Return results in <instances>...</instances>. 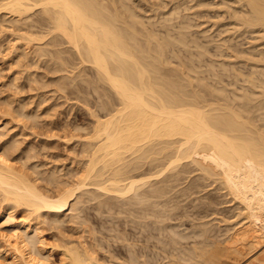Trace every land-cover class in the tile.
I'll list each match as a JSON object with an SVG mask.
<instances>
[{
  "label": "bare ground",
  "instance_id": "obj_1",
  "mask_svg": "<svg viewBox=\"0 0 264 264\" xmlns=\"http://www.w3.org/2000/svg\"><path fill=\"white\" fill-rule=\"evenodd\" d=\"M0 2V10H5V12L9 13L8 15L11 18L13 16L19 17L16 21L14 20L17 18H12L13 23L15 22L14 24H17L19 20V25H22L20 24V22L23 23L22 21H26L25 25L30 22L27 27H29V30H31L34 35L38 34V36L35 35L36 37L33 36V38L30 39L28 35L27 38L30 39V42H35L39 47L36 44L31 45L32 42L31 44L29 42L26 44L32 47L36 45L35 52H37L39 57L42 58L46 56V54L48 55L49 51L46 46L50 45L51 50L55 49L53 53H51V56L55 54L54 56H57L55 58L53 57L55 60L56 58H61L58 62L60 61L62 63V67H60V69L57 67V69L63 71L65 67L69 65V60L67 59H70V57L63 58L62 54L66 50L62 52L63 49L57 50L59 48L56 49L54 47H58L60 43L69 45L68 47L71 48L72 54H75L71 56H73V58L77 56L82 65L83 63L91 65L94 69L93 71L96 72L95 75H97L96 81L109 87L112 93H114L113 95H115L114 99L116 97V101L118 102V107L114 109V112L110 109L112 113L109 111V113L103 115L104 117L96 118V128L94 127V134L96 135L93 136V138L91 137V142L89 140L86 141L87 146L90 144L89 147H93V150L88 148V150H91L92 155L90 154V158L88 157L89 163L86 166L87 169L84 166L86 169L85 171H83L84 167H82L83 170H81L76 165L77 168H75L84 173L82 175L77 171L81 175V178L77 179L76 175V182L73 180V185L65 184L66 186L61 188L64 186V180H60L62 174L58 176V171L53 172V169L50 170V172L48 171L49 173H42L38 170L37 167L39 166H37L36 163H34V166L31 164L32 168H30L31 165L29 166L31 173L20 170L17 168V165L15 166V163H13L14 159L17 158L15 155L16 147L14 149V145L11 143L2 146L0 149V200L6 203L5 213L11 218L9 221L11 226L7 227V229L15 232L14 244L12 243L13 248L7 246L3 252L7 264H46L50 256L48 253L44 252L45 249L43 247V241L41 240V233H39L40 230H44L46 227L42 226L43 229H41L42 227L40 226L41 224L45 225L47 217L52 218L51 221L56 225V227L54 225L55 229L65 222L64 218H66V221L67 217L68 219L70 218V222L72 221L73 223L78 221L77 219L81 213H79V209H81V211L85 210V208H80V205L83 202L85 203V201L82 197L81 201L83 200V202L80 201L81 194H79L80 196L77 194L79 191L81 193L82 190H89L88 187H90V189L94 187L95 190L97 189L99 192L106 194V196H123L121 197L122 199L124 197L127 198L130 194L129 192H133V197L136 194L135 196L137 198L138 195L140 197L141 194L139 191L143 189L142 187L144 185L150 186L147 185V183H151V179H154L156 176L160 178L158 172L162 174L164 171L172 170L185 158L190 159L192 163L195 162L197 166L200 164V170L202 168L205 175L207 174L209 176L208 179L211 177V180H213L215 178L213 177L212 179V176H216V181L224 189L223 193H225L227 197L231 196L234 201H237V203L241 205L239 216H242L243 219L239 218L245 222L242 224V227L239 226L241 228H236V230L233 231L234 234L229 235V237L231 236V238L228 237L231 241L229 245L220 247V244H215L219 247L213 246V249L207 248L208 244H206V249H204L202 245L204 250L200 247L202 250L199 249L201 253H199L200 251L198 253L200 254L201 260L205 255V260L204 263L200 261L201 264H205V262L209 264L218 262V260H220L219 256L222 253H230L231 251L232 253L239 254V252H241L239 248H242L239 247V244L243 242H245L243 243L244 245L251 247L247 255H250L254 250H256V253L260 252L256 257L253 256V254L251 255L253 262L250 260V263L264 264V247L261 241L264 238V69L260 70L262 74L261 78H257L256 75L250 76L246 81L248 87L244 86L245 88L240 91L237 90V88L230 89V87L227 86L228 84H223V79L217 77V75H215L217 83L214 85H210L206 82L202 83L199 81L201 79L199 74L201 73L197 72V70H195V72L192 71L193 67L191 68V64L193 60L192 63L188 60L191 63L190 65H187L189 62L184 65L186 68L190 67V69H192L190 71L192 72L189 71L190 74H186L188 71L184 72L182 71L184 69H182L180 73L177 71L178 68H171L170 62L168 63L169 56L167 52L174 46V43H176L175 40L173 38L171 39L170 36L159 37L158 33L148 30L143 24L140 12L128 6L124 0H0ZM197 3V7H203L206 4L204 0H197ZM222 3L230 8H234L233 5H237L238 9L243 8V10L233 9L235 12L233 18L236 24L242 25L247 29L260 28L264 30V0H223L221 4ZM178 6L177 8H175V6L173 10L179 9ZM236 13L241 15H237ZM5 15L7 14L1 16ZM28 17L30 19L29 21ZM11 18H9V21H12ZM20 18H23V20ZM31 32H29V34ZM178 41L179 43H185L184 34L180 36ZM226 44L227 43L224 42L222 45L225 46ZM31 46L30 48H32ZM234 47L235 48L232 47V52L235 53L233 55L235 57L241 56V50L238 49L237 45ZM205 50L206 48H200V54L203 55L206 52ZM262 53L264 56V52ZM65 54L66 53H64V56ZM242 57L243 56L240 58ZM245 58L253 60L252 57ZM73 60H71V62ZM52 61L51 63L53 64L54 62ZM258 61L264 62V57ZM183 62H185V60H183ZM48 63L49 62H47V65ZM66 63H68L67 66ZM52 67L55 66L53 65ZM196 73L199 74L196 76ZM82 76H84V73ZM96 77L94 76L95 79ZM73 79L75 78L73 77ZM92 80L94 81V79ZM195 80L196 82L197 80L199 81L197 83L198 86L195 85L197 89L194 87ZM56 81L58 82V80ZM86 81L87 79L85 82H82L84 83L83 85H85ZM93 81L92 84L95 83ZM71 83H69V85ZM102 85H100V87ZM74 87L77 89V85ZM78 88L80 89V87ZM61 89L63 88L61 87ZM98 89L99 87H96V91ZM74 91L76 92V90ZM101 92L104 93L102 90ZM76 94L78 95V92ZM1 95L2 94H0V106L6 105L4 108H7V110L3 109L4 111L6 110V112L11 115L12 113L16 114V116L20 117L22 120L30 122L34 127L38 125V118L40 117H37V114L33 112L26 111L24 106L25 103H22L23 105L20 103L14 105L12 99V101L7 100L8 97H2ZM108 95H110V93ZM108 98H111V96L107 97V99ZM107 101L111 102V99ZM2 134L0 132V137L3 136ZM92 140L96 143H92ZM176 144L177 146H175ZM83 145L86 147L85 142ZM84 146L83 148L85 150L86 148ZM85 151H87V149ZM85 151V155H87V153L89 154V151ZM29 152L31 153V150ZM82 153L83 152H81V154ZM32 154L35 155L33 150ZM160 156H163V160H168H165L167 161L165 164L166 167H163V170L160 168V171L159 169L156 171V168V172L154 173L152 169H154L155 166L153 165H155L156 162L157 166H162L163 164V160L160 159ZM18 158H20V156ZM28 158L29 157H27V159ZM88 158H86V160ZM29 159L32 158L30 157ZM159 161L162 164H158ZM146 166L150 169L145 168ZM61 171L62 170L58 173H63ZM148 171H152L153 173H149ZM169 173H171V171ZM181 173L183 174V172ZM70 174L71 173H69V175ZM74 174H77L76 170ZM207 175L206 177H208ZM67 178L68 180L73 178L72 174L70 178L68 176ZM68 180L66 181L67 183L70 182ZM160 182L159 180V183ZM163 182L165 181L163 180ZM213 182H215V180ZM160 184H162V182ZM50 185H56L57 189L61 185V190L50 193L48 192V188H50L48 186ZM157 185L153 186L151 184L152 189L144 187L145 190H148H143L142 195H144V193H150L151 197L153 195L156 196L155 194L151 195L152 192L161 194L164 189L159 186L157 187ZM219 185H217L218 188H220ZM161 186L163 187L164 185ZM223 189L221 191H223ZM165 190H167V187ZM83 191L82 193L84 194ZM89 193L88 196H91V191H89ZM137 193L139 194L137 195ZM94 194L92 198L95 197L93 200L96 201V198L98 200L100 195L96 197ZM102 196L104 197L105 195ZM117 199L119 200V198ZM126 200L127 199H125V202ZM134 200L133 202L135 203ZM139 200H141V198H139ZM128 201H130V198ZM144 202H146V198L141 201L142 204ZM100 204L102 206L103 203L101 202ZM100 204H98V207ZM138 205L141 204L139 203ZM19 207H24L22 208L23 210L26 209V215L28 214V217H26L30 218V220L23 218V220H20L18 223L14 222L13 211L20 209ZM79 219H81V217ZM48 221L50 223V220ZM231 222L233 221L231 220ZM64 224L65 223L62 225ZM79 224L77 223V225ZM237 224H239V222L236 223L235 226ZM74 225H76V223ZM84 225L86 226V224H83V226ZM52 226L51 228L53 229ZM232 228H229V231L232 230ZM201 235L202 234H200V236ZM81 239H84V237ZM85 240H87V238ZM82 241H78V243L70 242V245L69 243L66 245L68 247H66L62 253V264H96L97 261H99L98 257L97 259L95 258V253V255H90V247H88L89 245L86 243L88 240L85 243ZM91 243L93 246L95 242ZM95 246H93V249L91 248L93 252L96 251ZM209 246L211 247V245ZM196 247L194 249L197 250ZM214 247H216L217 250L216 248L214 249ZM132 252L134 251L130 253ZM133 254L136 253L134 252ZM135 258L130 262L133 264H140V262L137 261L138 259L135 260ZM182 258H185V256ZM196 258L198 259V257ZM199 260L200 259H198V261ZM144 261L145 260H143V263ZM174 261L172 263L169 262L170 264H198L197 262L195 263L194 260L189 262L186 258L182 261Z\"/></svg>",
  "mask_w": 264,
  "mask_h": 264
},
{
  "label": "rangeland",
  "instance_id": "obj_2",
  "mask_svg": "<svg viewBox=\"0 0 264 264\" xmlns=\"http://www.w3.org/2000/svg\"><path fill=\"white\" fill-rule=\"evenodd\" d=\"M124 1L128 6H130L131 8H135L140 12L143 24L148 30L153 31L154 33H158L159 37L170 36L171 39L173 38L175 40L176 43H174V46L171 48L170 51L168 50L167 55L169 56L168 63L170 62L171 68L172 67L176 69L178 68L177 70L178 72L181 73V70L184 69L182 71L184 72L188 71L186 72V74L188 73L190 74V72L192 71L195 72V70H197V72L201 73V74L198 73L201 78L199 81H201L202 83L206 82L210 85H214L215 83H217V78L215 77V75H217V77L223 79L224 82L223 84L225 85L228 84L227 86L230 87V89L237 88V90L239 91L244 89L245 88L244 86L248 87L246 81L250 76L256 75L257 78L258 77L261 78L262 74L260 70L264 69L263 68L264 62L258 60L264 57L262 55L263 54L262 52H264V30H261L260 28L247 29L242 25L236 24L235 19L233 18L235 13L233 9L243 10V8L238 9L237 5H233L234 8H230L227 5H224L223 3L222 5L221 2L223 0L222 1L204 0L206 4L203 7L202 6L197 7L198 5L197 0L195 1L193 0H124ZM177 6L179 7V9L173 10V8L174 7L177 8ZM3 14L8 15L9 13L5 12V10H0V91H1L0 94H2L1 95L2 97H8V98L10 97L9 99L7 98V100L10 101L13 100L14 105H18L19 103L20 104L25 103L24 104L25 110L37 114V117L40 118H38V125H35L34 127L30 122H27L26 120L25 121L22 120L20 117L16 116V114L14 113H12V115L8 114L6 112L7 108H4L6 107V105H1L0 132L1 134L3 133L2 134L3 136L0 137V149L4 144L7 143L13 144L14 149L16 147L15 155L17 156V158L14 159L13 163H15L14 164L15 166L17 165V168L25 172L31 173L29 166L31 164H33L34 166V163H36L37 166H39L37 168L42 173L44 172L49 173L50 170L52 169L53 172L54 171L60 172V170H62L61 172H63L64 174L58 172L57 174L58 176L62 174L60 176V180H64L63 181L64 186L61 187V185H63L61 184L58 187V189L56 185L48 186L50 188L52 187L51 189L47 187L48 192L50 193L57 192L58 190H61L60 187L63 188L69 184L73 185L74 181L76 182L75 180L76 175H77V179L81 178L80 174L83 175L84 173V172L82 173L81 170L84 169L83 171H85L87 169L86 166L89 163L88 162L90 158L89 155L91 154V150L90 149L88 150V148L91 147H89L90 146L89 142H88L89 146H87L86 141L88 140L90 141L93 138V136L96 135L94 134L95 133L94 130L96 128L95 127L96 118L104 117L103 115L109 113L110 109L112 110V112H114V109L118 107V102L116 101L117 98L115 97L114 99L115 95H113L114 93H112L109 87H106V85H102L100 82L98 83V81H96L97 75H95L96 72L93 71L94 69L91 67V65L84 63L82 65V63L80 62L79 58H77V56L74 58L73 56H71L75 54H72L71 48L68 47L69 45L60 43L58 47H54L56 49L59 48L57 50L63 49L62 52L66 50L62 54L63 56L61 55L63 58L70 57L71 60L74 59L73 60L74 64L73 61L71 62L69 58L67 59L71 63L69 61H68L69 65L68 63H66V66L67 65L68 66L65 67V70L68 67L69 68L65 72V70L63 71L59 70L60 67H62L61 65L62 63L60 61L58 62V60L59 59L61 60V58L58 59L56 58L55 60L54 58L57 56H54L55 54L51 56V53H53V50L55 49L52 48L53 50H51L50 45L46 46V48H48L49 51L48 55L46 54V56H43L42 58L37 55V52H35L36 49L35 47H37L38 45L32 41L31 44L30 39L33 38V36L35 35L38 36V34L34 35L31 32V30H29V27H27V25L29 26L30 22L29 23L27 22L28 24L25 25L26 21H22L23 23L20 22V24L22 25H19V21H20L19 20L18 23L16 22L17 24H14L15 22L13 23L12 18L13 17L17 18L14 20L16 21L18 20L19 17L13 15L12 18L9 15L8 16L5 15L7 17L1 16ZM236 14L241 15L239 13ZM9 18H11L12 21H9L10 20ZM20 19L23 20V18ZM29 20L30 19L28 17V21ZM29 32L31 33L29 34ZM182 34H184L186 44L179 43L178 41V39L180 38V36H182ZM28 35L30 39L27 38ZM28 42L31 45L36 44L37 46L35 45V47L34 46L32 47L30 45L32 47L30 48V46L26 44ZM224 42L227 43L225 46L222 45ZM236 45L238 49L241 50L242 52V54H240L241 56H243L242 58H240L241 56L235 57L233 55L235 53L232 52V49L235 48L234 46ZM200 48H204V49L206 48L205 50L206 52L203 55L200 54ZM64 53H66L65 56ZM245 57L248 58L252 57L253 60H248ZM50 60L54 63L52 64ZM183 60H185V62H183ZM188 60L191 61V63L193 60L192 63L193 65ZM47 62H49L48 65ZM186 63H188L187 65L191 64V68L193 67L192 68L193 70L190 69V67L189 68L184 67ZM51 65L52 66L54 65L55 67H52ZM57 67L59 69H57ZM83 73L84 76H82ZM198 74L196 73V76ZM72 76L75 79H73ZM94 76L96 77V79L94 78ZM80 79L83 80L81 81ZM86 79L87 81L85 85H83L84 83L82 82H85ZM92 79H94V81ZM56 80H58V82ZM89 80L90 81L92 80L95 83L92 84V81L90 82ZM199 81L197 80L196 82L195 80L194 87L195 85L198 86L197 83ZM69 83L71 84L69 85ZM76 85H77V89L76 87H74ZM100 85H102L103 87L102 86L100 87ZM61 87L63 89H61ZM78 87H80V89ZM96 87L97 88L99 87L97 91H96ZM195 89L197 88L195 87ZM74 90H76V92ZM101 90L104 91V93L101 92ZM77 92L78 95L76 94ZM107 93L108 94L110 93V95H108ZM110 96L111 98L108 99L109 100L111 99V102L107 101L108 100L107 97ZM102 98H104L105 100ZM3 109L6 110L4 111ZM93 140L92 143H96ZM84 142L86 147L83 145ZM82 145L87 149V151H85L86 149L84 150ZM175 146H177V144ZM30 150L31 153L29 152ZM32 150L35 155L32 154ZM83 150L85 152L89 151V154L87 153L88 156L84 154ZM81 152L83 153L81 154ZM19 156L21 159L18 158ZM27 157L29 158L31 157L32 159L29 158L27 159ZM85 157L86 158L89 157V158L86 160ZM162 157L160 156L161 160H163ZM165 160L162 161L163 164L160 163V161L158 162V164H162V166L158 165L159 167L156 165L157 164L156 162L155 165H153L155 166V168L152 169V171H154L155 173L156 171H158V169L160 171L161 170L160 168H162L163 170V167H166L165 164L168 161ZM81 162L83 165L81 164ZM180 164L177 167L170 170L171 173H169L170 172L169 170H168L169 172L164 171L162 172V174L161 172H158L160 178L156 176L157 178L155 177L154 178L155 180L151 179L150 181L151 183L149 184L147 183V185L150 186L144 185L142 187L143 189L139 191L140 194L142 195L143 190L144 191L148 190V189L145 190V188L148 187L152 189L151 184L153 186L159 184L157 185V187L159 186L164 190L161 192V194L152 192L151 195L155 194L156 196L153 195L150 197V193L149 194L144 193L142 197L141 195L139 197L138 195L139 193H137L138 196L136 198L135 196L136 194L133 197V192L132 193L129 192L130 194L127 193L129 194L128 196L125 194L127 198L124 197L121 199V197L123 196L120 197H115V196L113 197L112 195L106 196V194L99 192L97 189L95 190L94 187H91L92 189L88 187L89 190L87 188H86L87 190L84 191L82 190L84 194L82 193V191L81 193L79 191V193L77 194L78 195L81 194V196L79 195L80 201L82 198L85 201L84 203L82 200L81 202L83 203L81 205L79 204L81 206L80 208L82 209L85 208V210L82 211L81 209H79L80 210L79 213L81 212L79 218L81 217V219L78 218L77 219L78 221H75L73 223L72 221L70 222V218L68 219V217L66 216L67 221L66 218H64L65 222H63L65 224L62 225L63 224L62 223L60 224L61 226H58L55 229L54 228L55 224L53 223V221H51L52 218L47 217L46 218L47 221L45 222V225L41 224L40 226V227L42 226L46 227L44 228V230H40L41 232L39 231V233H41L40 236H41V240L43 241V247L45 249L44 252L48 253L50 256L48 257L49 261L47 260L46 264H62L61 262L63 256L62 253L65 250V248L68 247L66 245H68V243L70 245L73 242L78 243V241L81 242L82 240L83 243H85L87 240L90 242V244L88 241L86 242L89 245L88 247H90L89 248L91 252L90 255L92 256L95 253L96 257L95 256L94 257L96 259L98 257L99 261H97V263L100 264H108V263L133 264L131 262L136 256L140 258V260L137 257L135 258V260L138 259L137 261L140 262V264H145V263L170 264V262L172 263L174 260L182 261L185 260V258L186 260H189V262H192V260H194L195 263L197 262L198 264H201V262L204 263L205 260V255L202 257L201 254L202 260L199 256L200 255L199 253H201L199 249L202 248V245L204 249H206L205 248L206 244H208L207 248L209 249L210 248L213 249V246H218L219 244L220 247L229 245L231 242L229 240L231 236L229 237V235L234 234L233 231H235L236 228H241L242 224L245 223L243 220H241L243 219V217L239 216L241 212L240 211L241 205L237 203V201H234L233 198L229 196L226 190L225 191L229 197H227V195L223 193L224 189L216 181V176H212V179L213 177L215 178L213 180H211V177L210 179H208L209 176L206 174L208 176L206 177L205 172L202 170V168H201L202 171L200 170L201 167L199 166L200 164H198L197 166L195 162L192 163V161L188 158H185L183 161H181ZM76 165L78 166L79 169H81L80 171L76 169L77 168ZM84 166L86 167V169ZM82 167L84 168L82 169ZM30 168H32V165ZM145 168H149V167L146 166ZM75 170L77 174H74ZM77 171H79L80 174ZM152 171L150 172L148 171V172L153 173ZM181 172H183V174ZM69 173L72 174L73 178H70L71 174L69 175ZM63 175L66 178L68 176L70 180H68V178L67 179L64 178ZM67 180L70 182L67 183L66 182ZM159 180L162 182V184H160L161 182L159 183ZM163 180L165 182H163ZM214 180L215 182H213ZM161 185H164L163 187L165 188H163ZM217 185H219L220 188H218ZM166 187L167 190H165ZM222 189L223 191H221ZM89 191H91V196H88ZM92 193L96 195V197L100 195L98 197V200L96 198L97 203L96 201L93 200L95 199V197L92 198L93 196ZM102 195L105 196L103 197ZM138 197L141 198V200H139ZM117 198H119L120 201ZM129 198L130 201H128ZM145 198L147 203L144 202L142 204L141 201L144 200ZM125 199H127L126 202ZM133 200L135 201V203L133 202ZM101 202L103 204L105 202L104 206L103 204L101 206L100 204ZM131 203L134 204L135 206L132 205ZM139 203L142 206L138 205ZM98 204H100L99 207ZM5 205L6 203H3L2 201L0 202V264L1 263L7 264L3 252L7 246L13 248L12 243L14 244V239H15V232L7 229V227L11 226V224L9 223L11 218L7 216L5 213L6 212ZM22 208H20L21 210L16 209L13 211L15 223L16 222L18 223L20 220H23V218H25L26 220H30V218H27L28 214L26 215L27 212L26 209L23 210ZM48 220H50V223ZM231 220L233 222H231ZM238 222L239 224L235 226V224ZM75 223L76 225H74ZM77 223L78 224L80 223L81 225L80 224L77 225ZM83 224H86V226L85 225L83 226ZM46 225L47 226L50 225V226L47 227ZM51 226L53 227V229L51 228ZM43 227L41 229H43ZM229 228L230 229L232 228V230L229 231ZM202 231L204 232V235ZM200 234L202 235L200 236ZM80 237L81 238L84 237V239H81ZM206 237L209 238L207 239ZM86 238L87 240H85ZM263 239L261 241H262V246L264 247ZM91 242H95L93 243V246L96 245L95 246L96 251L94 252L92 250L93 246L91 245L92 244ZM243 243L239 244V247H242L239 248L241 251L239 252V254L232 253L231 251L230 253L229 252L222 253L220 254V256L218 255L220 260H218V262H215L213 264L216 263L217 264H249L251 261L253 262L252 260L253 258H251L252 257L251 255L253 254V256L256 257L259 255L258 253L260 252L256 253V250H254V252H252L250 255L249 254L247 255L251 247L244 245ZM209 245H211V247ZM194 246L195 247L197 246L196 247L197 250L194 249L195 248ZM215 248L216 247H214V249ZM131 251H134L136 254L137 253L138 254L137 255L133 254L134 252L130 253ZM141 255L144 256L142 257ZM183 256H185V258H182ZM195 256L198 257V259L200 260L198 261V259ZM143 260H145L144 263ZM205 264H209V263L205 262Z\"/></svg>",
  "mask_w": 264,
  "mask_h": 264
}]
</instances>
